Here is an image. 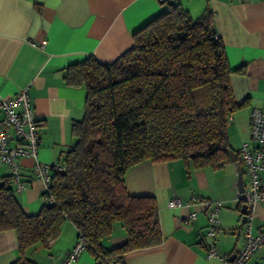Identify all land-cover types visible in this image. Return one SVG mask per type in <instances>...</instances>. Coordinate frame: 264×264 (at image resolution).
Masks as SVG:
<instances>
[{"label": "crops", "instance_id": "obj_1", "mask_svg": "<svg viewBox=\"0 0 264 264\" xmlns=\"http://www.w3.org/2000/svg\"><path fill=\"white\" fill-rule=\"evenodd\" d=\"M171 3L192 18L210 8L230 68L241 70L230 75L236 101L248 104L229 119V144L237 154L249 135L250 108L264 101V0H0V97L27 90L39 120V161L62 164L74 142L71 124L84 116L86 89L65 82L66 67L90 56L101 63L113 62L132 46L133 35ZM18 161L27 185L15 195L27 214H35L44 205V186L33 177L34 158L20 157ZM8 175V167L0 159V182ZM124 180L129 194L155 197L163 235L158 245L126 253L125 264H222L219 257L208 255L211 244L229 259L242 246L241 204L234 200L237 169L230 158L217 170L195 168L180 159L146 160L131 167ZM173 198H179L182 205L168 207ZM215 201H221L222 206L218 231L210 237L207 218ZM192 211L197 216L187 221ZM262 220L264 207L258 206L255 225ZM78 233L66 220L46 247L37 245L26 254L38 264H64ZM125 241L124 230L117 224L104 242L117 247ZM260 255L245 264H261ZM17 257L16 232L0 231V264H10ZM95 262L84 250L69 264Z\"/></svg>", "mask_w": 264, "mask_h": 264}, {"label": "trees", "instance_id": "obj_2", "mask_svg": "<svg viewBox=\"0 0 264 264\" xmlns=\"http://www.w3.org/2000/svg\"><path fill=\"white\" fill-rule=\"evenodd\" d=\"M233 72L241 70L230 68L210 8L192 18L172 3L113 62L90 56L67 66L65 82L86 89L85 112L71 124L74 142L62 170L51 175L54 201L27 214L10 176L0 184V231L14 230L18 242L10 264H38L26 251L46 247L66 220L95 264H125L126 253L160 244L156 199L129 194L125 174L146 160L180 159L214 170L227 163L230 116L248 105L235 99ZM117 223L126 241L108 247Z\"/></svg>", "mask_w": 264, "mask_h": 264}, {"label": "built area", "instance_id": "obj_3", "mask_svg": "<svg viewBox=\"0 0 264 264\" xmlns=\"http://www.w3.org/2000/svg\"><path fill=\"white\" fill-rule=\"evenodd\" d=\"M164 1V0H159ZM0 159L9 170L14 193L22 192L27 182L23 179L20 157L34 158L32 168L33 177L43 183V199L47 204L54 201L49 193L51 175L62 170L59 162H42L37 159L40 141L39 120L26 89L20 90L14 96L0 97ZM14 141V145L10 142ZM238 159L243 172L245 190H238L234 200L239 204L247 205L245 218L241 220L239 232L243 237V244L232 261L227 255H222L214 244L208 248L209 256L219 257L222 264H245L252 256L260 253L261 264H264V220L255 225L258 206L264 207V101L254 105L249 110V135L238 148ZM196 198L193 197L192 201ZM209 205V201L204 202ZM179 198L168 201V207L181 206ZM187 205V204H186ZM221 201L213 202L208 213L207 234L214 237L218 231L219 208ZM195 211L187 215V221L194 220ZM86 243L82 235H78L75 245L65 256L64 264L75 262L85 250ZM108 264H114L108 262Z\"/></svg>", "mask_w": 264, "mask_h": 264}, {"label": "water", "instance_id": "obj_4", "mask_svg": "<svg viewBox=\"0 0 264 264\" xmlns=\"http://www.w3.org/2000/svg\"><path fill=\"white\" fill-rule=\"evenodd\" d=\"M228 154H229V158L232 162L235 163L236 165V169H237V188L240 192H243L245 190V185L243 182V172L241 170V165L238 159V155L236 154V152L234 150H232L231 148L228 149ZM3 182H0V184H2ZM240 212L242 214V219L245 218V215L247 213V205L245 203H242L240 205ZM230 261H232L233 259L230 258Z\"/></svg>", "mask_w": 264, "mask_h": 264}, {"label": "rangeland", "instance_id": "obj_5", "mask_svg": "<svg viewBox=\"0 0 264 264\" xmlns=\"http://www.w3.org/2000/svg\"><path fill=\"white\" fill-rule=\"evenodd\" d=\"M117 224H119V223H117Z\"/></svg>", "mask_w": 264, "mask_h": 264}]
</instances>
